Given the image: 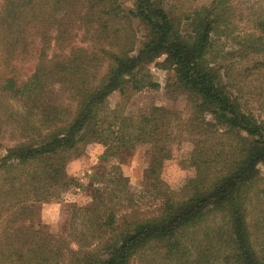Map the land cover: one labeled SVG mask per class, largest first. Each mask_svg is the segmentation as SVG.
Masks as SVG:
<instances>
[{"label":"trees","instance_id":"16d2710c","mask_svg":"<svg viewBox=\"0 0 264 264\" xmlns=\"http://www.w3.org/2000/svg\"><path fill=\"white\" fill-rule=\"evenodd\" d=\"M152 64L174 73L187 117L110 108L113 92L125 101L159 88ZM252 72L264 78V3L136 0L126 11L121 0H0V141L12 142L0 143V264H264V122L235 79ZM55 85L66 104L49 100ZM184 141L193 176L172 192L160 175ZM91 144L104 147L103 188L54 235L35 206L75 186L67 165ZM139 145L152 148V213L110 165Z\"/></svg>","mask_w":264,"mask_h":264},{"label":"rangeland","instance_id":"374dc122","mask_svg":"<svg viewBox=\"0 0 264 264\" xmlns=\"http://www.w3.org/2000/svg\"><path fill=\"white\" fill-rule=\"evenodd\" d=\"M175 1L164 0L169 5ZM211 1L191 0V6L193 9H200L209 6ZM121 2L126 11L135 8L136 0H121ZM238 3L246 8L264 3V0H236V5ZM187 28L185 23L183 30ZM219 44L223 46L225 51H231L232 45L230 42L226 43L225 39L224 41L222 39ZM244 66L246 67L247 63ZM21 67L26 68V70L29 68L25 64ZM149 69L153 79L159 84V88L145 89L139 93L129 95L125 101L122 100L118 91L113 92L108 98L110 108L115 109L119 104L125 102L127 105L126 114L131 117L147 115L154 107L177 111L181 113L183 118L187 117L189 114L187 98L176 89L174 73L163 69L159 64H152ZM236 74L235 79L237 78L238 82L241 83L240 86L244 84L245 91H247L242 94L241 102L259 121L264 122V78H258L256 72H252L249 77H238ZM52 91L53 94L49 97L52 103L66 104V96L61 93L58 85L52 87ZM9 136V134H6L0 143L5 146L10 145L12 142ZM191 151L192 144L184 141L181 144L174 145L171 157L164 161L160 179L172 192H180L182 186L193 176V168L189 164ZM103 152L104 147L102 145H89L82 157L72 160L67 165L66 174L69 179L74 181L75 186L66 192L60 200H51L35 206L38 213L37 222L46 231L54 235H67L74 209L86 208L92 204L93 190L103 188L100 178H98V181L94 179L104 173L106 167H108L101 159ZM5 153V149L0 147V158ZM151 159V145H139L134 150L120 155L118 159L112 160L110 163V165L120 167V172L129 181L130 191L136 196L139 208L143 212L149 213L155 212L159 206V200L152 197L149 188L148 170ZM260 171L264 177V166L260 167Z\"/></svg>","mask_w":264,"mask_h":264}]
</instances>
